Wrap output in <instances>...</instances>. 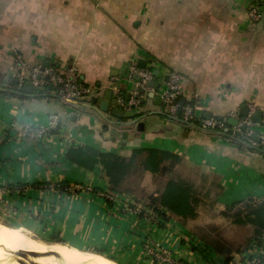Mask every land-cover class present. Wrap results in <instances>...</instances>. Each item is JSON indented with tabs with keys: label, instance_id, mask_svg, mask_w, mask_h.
I'll return each instance as SVG.
<instances>
[{
	"label": "crops",
	"instance_id": "0c3cea01",
	"mask_svg": "<svg viewBox=\"0 0 264 264\" xmlns=\"http://www.w3.org/2000/svg\"><path fill=\"white\" fill-rule=\"evenodd\" d=\"M252 3L0 0V224L29 241L34 240L27 232L60 239L56 244L112 264H226L222 255L199 242L194 229L223 221L237 229L220 213L241 200H264V152L252 150L257 146L252 143L240 149L221 132L165 115L161 93L166 77L176 73L182 97L197 103L200 120L207 113L227 119L240 115L244 105L264 113V15L253 21ZM17 54L30 64L61 71L75 65L98 94L90 98L93 102L64 105L61 91L51 86L42 94L30 83L22 87L15 75ZM141 64L159 71L155 79L161 86L141 90V105L132 110L137 116L117 118L102 111L99 102L108 91L111 100L131 94L132 66ZM52 114L59 115L60 130L42 139L24 135L27 127L50 128ZM257 129L264 134V116ZM73 144L125 157L141 147L169 150L182 156V170L220 176L225 189L213 213L200 211L187 224L155 214L147 218L130 209L137 204L148 209L145 198L158 191L157 177L144 172L138 191L117 195L116 202L74 192L76 184L109 192V181L102 166L90 171L66 158ZM244 228L250 231L247 237L253 236V226ZM262 239L261 245L236 253L230 264H252L255 257L264 264ZM156 253H169L171 261L160 262Z\"/></svg>",
	"mask_w": 264,
	"mask_h": 264
},
{
	"label": "trees",
	"instance_id": "16d2710c",
	"mask_svg": "<svg viewBox=\"0 0 264 264\" xmlns=\"http://www.w3.org/2000/svg\"><path fill=\"white\" fill-rule=\"evenodd\" d=\"M252 8H258L264 15V0H253L249 9ZM119 95L125 99L130 96L123 93ZM88 100L93 102V99ZM172 119L184 124L181 113L177 118ZM215 119L224 120L226 125L230 126L227 118ZM195 123L201 124V120L196 119ZM49 132H54V129ZM257 133L263 134L260 129H257ZM225 137H229V134H225ZM232 142L240 149L249 146L243 138L237 136L232 139ZM251 149L264 152L262 144ZM66 158L90 171L98 165L102 166L104 175L109 181V192L115 195L135 194L139 188L137 183H140L143 173L146 171L153 173L158 179L159 188L155 194L146 196V204L153 214L166 221L175 218L187 224L189 221L196 220L200 211L213 213L216 209V200L225 189L220 176L210 178L197 168H193V172L191 170L193 173L191 175L184 174L181 169L182 156L158 147L136 148L130 157H125L114 152L101 151L92 146L73 144L69 147ZM220 214L229 218L235 225L254 227L253 236L247 237L244 244L237 245L230 242V246L224 244L223 238L213 235L219 229L215 224H206L194 229L193 234L199 242L222 255L226 264H230L233 260L234 253H245L252 244L263 243L264 200L259 202L253 199L241 200ZM55 241L62 243L60 239ZM93 252L102 254L100 251Z\"/></svg>",
	"mask_w": 264,
	"mask_h": 264
},
{
	"label": "built area",
	"instance_id": "2783aa9c",
	"mask_svg": "<svg viewBox=\"0 0 264 264\" xmlns=\"http://www.w3.org/2000/svg\"><path fill=\"white\" fill-rule=\"evenodd\" d=\"M249 16L253 21L261 20L263 14L258 8H252L249 11ZM15 75L19 81L20 86H24L26 83H30L38 93L47 91V88L51 86L54 89L61 91V101L64 105H71L72 103L84 99H90L98 94V90L88 86L83 82L80 77L79 69L75 65L66 68L61 71L55 66L43 65V64H30L21 54L15 56ZM130 81L134 85V89L128 99H125L121 95H118V105L124 110L132 111L137 108L142 101L141 90L153 89L150 82L155 79L153 68L140 67L138 65L132 66ZM138 76V78H136ZM179 75L171 73L169 80L166 83V87L161 93L163 100V112L172 118H177L179 113L182 114V121L184 125L191 126L195 124V120L198 119V105L193 100L186 102L184 105H180L177 101L178 97L182 96L179 88ZM119 92V91H118ZM258 110L255 107H250L249 115L243 117L240 115H232L238 119L237 126H227L224 120H218L215 118L202 119L201 127L214 132H221L223 134H229V139L234 137L243 138L246 143H252L254 145L262 144L264 146V134H258L256 130V123L252 119L253 113ZM59 129L60 122L59 115H50V128L40 127L37 129L26 128L24 129V135L27 137L42 139L50 130ZM254 136L261 138V142L253 139ZM73 187L74 192H88L95 193L97 196L105 198L110 202L117 201V195L109 192L96 193L92 187L76 184ZM70 190V187L67 188ZM135 213L144 214L147 218L154 217L152 211L143 207L141 204H137L134 208L130 209ZM152 216V217H151ZM152 253H155L152 251ZM160 262H170L171 257L169 253L160 255L156 253ZM261 259L258 260L260 264Z\"/></svg>",
	"mask_w": 264,
	"mask_h": 264
},
{
	"label": "bare ground",
	"instance_id": "6f19581e",
	"mask_svg": "<svg viewBox=\"0 0 264 264\" xmlns=\"http://www.w3.org/2000/svg\"><path fill=\"white\" fill-rule=\"evenodd\" d=\"M0 245H2V247L4 246V249L6 250L10 249L12 251H17V252L23 251L25 257L29 256V258L30 257L32 258V259L30 258L31 260H35L39 264H93V263L97 264L99 262L98 259H95L94 257L88 255L87 253H84V251L78 254L77 252H73L72 249L67 250L68 248L63 249L60 247H54L52 245H47V244L36 246L35 244H32L28 239H26V237L20 234L17 230L2 225H0ZM12 251L11 253H13ZM50 254L53 256L48 257V255ZM5 255L6 252L0 248V264H8L7 261H3V259L4 260L6 259ZM13 256H15V254H13ZM29 262L30 261H28V263ZM13 264H18V263H13Z\"/></svg>",
	"mask_w": 264,
	"mask_h": 264
},
{
	"label": "rangeland",
	"instance_id": "374dc122",
	"mask_svg": "<svg viewBox=\"0 0 264 264\" xmlns=\"http://www.w3.org/2000/svg\"><path fill=\"white\" fill-rule=\"evenodd\" d=\"M183 173L184 174H186V173H189V175H191V174H193V173H191V171L189 172L186 168H184L183 170ZM186 171H188V172H186ZM192 172H193V170H192ZM218 220V219H217ZM0 225H2V224H0ZM215 225H218L217 227L219 228L216 232H214L213 233V235L214 236H219V237H221V238H223L224 239V244H226V245H228V246H230L229 245V243L231 242L232 244H234V243H236L237 245H239V244H244V242H245V240L247 239V236L250 234V231L249 230H246L243 226H238L237 227V229H234V228H230V225L227 223V222H221V224L220 223H215ZM2 226H4V225H2ZM27 232V231H26ZM20 233V232H19ZM21 234V233H20ZM27 234H28V236L29 237H31L34 241H30L32 244H35L36 246H41V245H45V244H47V245H52V246H54V247H60V248H63V249H67L68 248V246L67 245H65V246H63V245H60V244H56V243H59V242H57V241H50V240H47V239H42V238H40V237H37V236H35V235H33V234H30L29 232H27ZM67 246V247H66ZM0 248L2 249V250H4L5 252H6V259L4 260L3 259V261H7L8 262V264H13V263H18V264H29V263H37V264H39L37 261H35V260H31L30 258H29V256H24V257H21L20 255H17V254H23V251L21 252V251H12V250H6V249H4V246L2 247V245H0ZM67 250H71L70 248H68ZM11 251L13 252V253H11ZM72 251L73 252H77L78 254L80 253V252H83V251H77V250H73L72 249ZM16 252V253H15ZM20 252V253H19ZM84 253H87L88 255H90V256H92V257H94L95 259H98L99 260V262L97 263V264H112V263H107V262H105L103 259H102V257L100 256V255H97V254H94V253H90V252H84ZM13 254H15V256H13ZM235 254L236 253H234L233 254V257L235 258ZM243 254V253H242ZM25 255V254H24ZM53 255H48V257H52ZM10 257V258H9ZM16 257V258H15ZM17 257H18V259H17ZM20 257V258H19ZM44 257V256H43ZM15 258V259H14ZM110 258V257H109ZM9 259V260H8ZM16 259H17V261H16ZM27 259V260H26ZM260 258H258V257H255V259H253L252 261H251V263L252 264H256V263H258V260H259ZM22 260V261H21ZM24 260V261H23ZM11 261V262H10ZM26 261V262H25ZM28 261H30L29 263H28ZM93 264H95V263H93ZM116 264H121V263H116ZM260 264H263V260H261V263Z\"/></svg>",
	"mask_w": 264,
	"mask_h": 264
},
{
	"label": "water",
	"instance_id": "95a60500",
	"mask_svg": "<svg viewBox=\"0 0 264 264\" xmlns=\"http://www.w3.org/2000/svg\"><path fill=\"white\" fill-rule=\"evenodd\" d=\"M141 67H146V65L141 64ZM154 75L158 76L159 71H155ZM136 78H138V76H136ZM165 80H169V77L167 76ZM150 85L153 87H160L161 86L160 84L157 83L156 79L152 80L150 82ZM31 89H32L31 85L27 87V90L30 91ZM111 96H112V92L108 91L104 100L99 102V98H95L94 102L95 103L99 102L100 108L102 111H104V112L110 111L112 116L117 117V118H122V117L133 118V117L137 116V112H135V111L124 110L121 106L118 105L117 99L111 100ZM158 100H160V97L158 98ZM177 101L180 105H184L186 103V99L182 96L178 97ZM249 111H250V107L248 105H244L241 108L239 114H240V116L247 117L249 115ZM263 116H264L263 111L256 110L252 115V119L258 126H261L263 123ZM205 117H206V119L212 118L210 113H207V115ZM228 123L230 124V126H237L238 125V119H236L235 117H229ZM141 128H142V126H141ZM253 139L258 141V142H261V138L258 136H254ZM18 255H20L22 257L25 256L24 254H18ZM32 264H35V263H32Z\"/></svg>",
	"mask_w": 264,
	"mask_h": 264
}]
</instances>
